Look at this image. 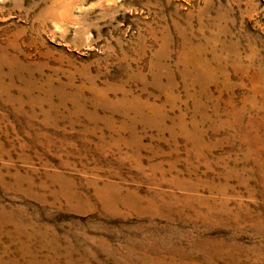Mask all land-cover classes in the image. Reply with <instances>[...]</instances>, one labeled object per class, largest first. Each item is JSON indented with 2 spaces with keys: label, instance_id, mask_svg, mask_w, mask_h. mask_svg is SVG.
I'll use <instances>...</instances> for the list:
<instances>
[{
  "label": "rangeland",
  "instance_id": "1",
  "mask_svg": "<svg viewBox=\"0 0 264 264\" xmlns=\"http://www.w3.org/2000/svg\"><path fill=\"white\" fill-rule=\"evenodd\" d=\"M0 264H264V0H0Z\"/></svg>",
  "mask_w": 264,
  "mask_h": 264
}]
</instances>
